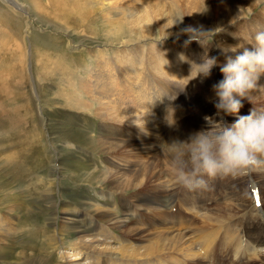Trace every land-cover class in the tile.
I'll list each match as a JSON object with an SVG mask.
<instances>
[{
    "label": "bare ground",
    "instance_id": "bare-ground-1",
    "mask_svg": "<svg viewBox=\"0 0 264 264\" xmlns=\"http://www.w3.org/2000/svg\"><path fill=\"white\" fill-rule=\"evenodd\" d=\"M109 4L112 13L126 15L108 19L109 23L133 32L122 40L125 46L163 35L178 40L151 44L147 50L146 45L128 48L124 52L125 73L120 76L114 64L99 59L80 87V92L91 100L82 108L88 109L92 101H98L97 111H104L100 115L110 125L104 128L108 133L102 135L104 140L110 139L107 154L112 158L107 162L112 169L105 167L104 175L114 178L107 194L121 193L134 199L138 206L145 205L141 209L148 215L145 221L138 218L131 223L128 215L117 216L115 207L102 210V218H110L108 226L101 224L99 228H106L116 242L101 239L97 228L91 238L80 236L82 243H72L61 251L64 264H94L88 260L103 255L106 260L102 264H208L206 254L211 255L214 264H264V171L229 176L235 189L239 187V195L234 190L218 199L209 193L207 180L206 187L197 189L173 184L169 159L161 150L166 151L167 143L173 140H187L191 134L207 129L205 117L221 119L223 114L217 115L214 106L212 85L223 79L220 67L227 58H234L243 47L251 49L255 33L264 30V0H112ZM180 17L182 21L175 23ZM188 28L199 31L192 36L206 37L217 31L216 43L194 42L187 50L179 38L190 36L184 31ZM237 45L243 47L232 52L230 49ZM206 54L217 57V70L213 68L209 77L191 79L196 71L190 76L187 67L202 62ZM136 75L140 79L137 88ZM258 83L264 85V75ZM242 104L239 114L223 116L228 124L238 115L249 114L252 108L264 110V91L251 92L250 100L243 98ZM168 108L169 120L173 119L174 109L172 126L165 120ZM253 188L261 196L259 206L253 199ZM69 215L64 216L66 220ZM109 228L120 230V234L111 233ZM0 234L4 239L1 230ZM221 244L227 245L224 253Z\"/></svg>",
    "mask_w": 264,
    "mask_h": 264
},
{
    "label": "rangeland",
    "instance_id": "rangeland-1",
    "mask_svg": "<svg viewBox=\"0 0 264 264\" xmlns=\"http://www.w3.org/2000/svg\"><path fill=\"white\" fill-rule=\"evenodd\" d=\"M111 2L0 0V230L5 236L0 237V264H64L61 251L82 243L80 236L91 238L97 228L101 239L116 240L99 228L110 218H102V210L115 207L116 215H128L131 223L148 215L129 193L128 198L107 194L114 178L104 175L105 167L112 168L107 164L110 139L102 135L110 125L100 115L104 111H97L98 101H92L94 109L82 108L91 100L80 87L99 59L114 64L120 76L128 48L146 45L147 50L178 40L163 35L125 46L122 40L133 32L109 23L126 16L112 13ZM199 36L179 39L188 50L190 43H216L217 31ZM139 80L136 75V88ZM205 179L218 199L234 190L239 195L229 176ZM105 258L88 261L102 264Z\"/></svg>",
    "mask_w": 264,
    "mask_h": 264
},
{
    "label": "clouds",
    "instance_id": "clouds-1",
    "mask_svg": "<svg viewBox=\"0 0 264 264\" xmlns=\"http://www.w3.org/2000/svg\"><path fill=\"white\" fill-rule=\"evenodd\" d=\"M182 19L177 18L175 23ZM184 31L190 34V39H194L192 33L199 32L192 28ZM250 44L251 49L243 45L230 49L236 52L243 47L234 58H227L226 64L220 67L223 79L212 85L216 97L214 106L217 115L223 114L221 119L205 117L207 129L191 134L187 140L167 143L166 151L161 148L169 159L173 184L197 189L207 186L205 178L241 177L264 171V110L252 108L249 114L238 115L231 124L223 119L224 115L239 114L242 99L250 100L251 92L264 91V85L258 83L264 75V30L257 31ZM217 65V57L204 55L202 62L192 63L190 75L194 69L196 75L191 79L209 77ZM171 109L173 119H168L169 108L165 117L169 126L175 123L174 109Z\"/></svg>",
    "mask_w": 264,
    "mask_h": 264
},
{
    "label": "snow or ice",
    "instance_id": "snow-or-ice-1",
    "mask_svg": "<svg viewBox=\"0 0 264 264\" xmlns=\"http://www.w3.org/2000/svg\"><path fill=\"white\" fill-rule=\"evenodd\" d=\"M252 194L256 197V204H257V206H259L260 205V197L258 194V190L256 188H253Z\"/></svg>",
    "mask_w": 264,
    "mask_h": 264
}]
</instances>
